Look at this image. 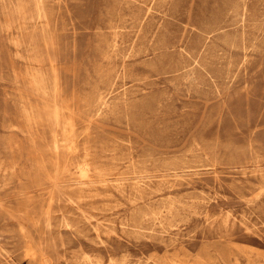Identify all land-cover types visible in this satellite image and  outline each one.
<instances>
[{"label":"rangeland","instance_id":"374dc122","mask_svg":"<svg viewBox=\"0 0 264 264\" xmlns=\"http://www.w3.org/2000/svg\"><path fill=\"white\" fill-rule=\"evenodd\" d=\"M0 264H264V0H0Z\"/></svg>","mask_w":264,"mask_h":264},{"label":"bare ground","instance_id":"6f19581e","mask_svg":"<svg viewBox=\"0 0 264 264\" xmlns=\"http://www.w3.org/2000/svg\"><path fill=\"white\" fill-rule=\"evenodd\" d=\"M73 136V135H72ZM47 224V223H46Z\"/></svg>","mask_w":264,"mask_h":264}]
</instances>
